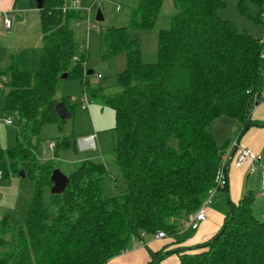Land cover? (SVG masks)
I'll use <instances>...</instances> for the list:
<instances>
[{
  "label": "trees",
  "instance_id": "obj_1",
  "mask_svg": "<svg viewBox=\"0 0 264 264\" xmlns=\"http://www.w3.org/2000/svg\"><path fill=\"white\" fill-rule=\"evenodd\" d=\"M250 1L264 16V0ZM29 2L36 8L34 0ZM163 3L139 1L132 28L154 27ZM65 5L67 0H45L39 10V70L23 71L15 60L0 70L2 87H8L4 110L19 117L17 144L0 150V170L8 178L24 169L35 182L25 224L12 229L2 219V230L16 232L17 251L0 257V264H105L131 249L144 232L174 233L177 225L170 219L201 206L229 144H217L212 122L223 116L236 119L243 123V135L264 92V39L223 19L222 0H173L175 12L170 27L160 30L156 64L142 61L139 42L128 28L109 30L106 56L127 53L118 76L121 90L113 95L101 88L89 91L115 111V161L128 193L105 197L102 185L109 170L86 160L75 164L66 190L52 194L46 208L44 188L52 187L55 167L38 161L34 137L49 123L65 122L54 99L61 76L88 77L85 55L74 60L77 44L68 25L72 9L64 10ZM239 9L245 11L244 0ZM62 103L72 117L67 101ZM69 143L68 138L58 141L60 149ZM253 200L249 192L231 203L222 229L196 252L181 255L178 264H264V221L255 216ZM169 253L152 252L148 264H161Z\"/></svg>",
  "mask_w": 264,
  "mask_h": 264
},
{
  "label": "rangeland",
  "instance_id": "obj_2",
  "mask_svg": "<svg viewBox=\"0 0 264 264\" xmlns=\"http://www.w3.org/2000/svg\"><path fill=\"white\" fill-rule=\"evenodd\" d=\"M139 1L141 0H82L75 7H68V10H76L75 14L70 12L72 10L69 11L68 25L77 44V56L85 55L83 66L86 70H93L94 73L88 75L86 80L78 76H71L59 81L54 97L55 102L60 104L67 101L73 116L66 117L63 125L60 123L45 125L40 135L34 137V141L38 143L39 147L38 161L40 163L50 162L55 169H60L66 175L73 172L75 164L78 162L87 160L103 163L109 170V174L104 178L102 185L105 197H121L128 193V185L123 177L121 167L115 161V111L101 98L92 96L93 91H89L101 88L104 89L105 93L113 95L121 90L118 84V76L126 68L127 53L124 51L106 56L108 50L107 34L113 28H128L131 36L139 42L142 61L148 64H156L160 60V30L170 27L171 17L175 12L173 0H164L162 11L154 27L132 28V11ZM222 1L224 6L219 9V15L223 19L233 22L240 31L264 39V16L260 7L250 0H244L246 9L243 12L239 9L241 0ZM29 4V0H19L15 11L21 21L7 30V33L5 32L6 34L2 37L0 70H3L1 68L3 64H10L13 57L17 65L27 70L26 72H34L40 66L43 50L40 16L39 12L36 9H31ZM67 4H69V0H67ZM99 9L104 16L102 21L96 19ZM84 82L87 83L88 90L85 89ZM7 92V86L0 88V116L11 117L14 125L6 126L0 123V150H7L16 146L17 131L19 130L17 116L12 113L7 114L4 110ZM99 92L101 93V90ZM234 120L223 116L217 118L209 127L219 146H223L226 140L231 141L230 144L232 145L239 136L243 123ZM64 138L70 140L69 147L60 149L58 141L61 142ZM86 138L89 139L90 146H85ZM52 142L56 146L54 149L50 147ZM171 144L174 148H178L177 139H172ZM221 163L222 160H220L219 166ZM223 192L221 190L218 193ZM34 193L35 182L28 175L23 178L19 172L11 173L8 178L0 179L1 258L17 251V246L13 240L16 232L13 233V230L6 229V227L5 230H2V219L7 218L8 223L13 227L12 229L20 224H25ZM43 195L44 206L49 208L51 206V188L45 187ZM217 195L212 199L213 207L219 206ZM188 217L189 214H182L172 217L170 222L178 225L179 222L187 220ZM190 234L191 231H185L181 234L183 236L181 238L188 239Z\"/></svg>",
  "mask_w": 264,
  "mask_h": 264
},
{
  "label": "crops",
  "instance_id": "obj_3",
  "mask_svg": "<svg viewBox=\"0 0 264 264\" xmlns=\"http://www.w3.org/2000/svg\"><path fill=\"white\" fill-rule=\"evenodd\" d=\"M18 3L19 0H0V12L3 13L5 11L13 16L14 25L18 21H21L15 11ZM29 5L31 9H36L39 12L37 8L32 7L31 4ZM73 11L76 12V10ZM14 59L15 58L13 57V60ZM8 65L9 63L3 64V67L1 68L5 69ZM22 70L27 71L25 69ZM38 70L34 72L32 71V73H35ZM83 108H85L84 105ZM57 109L61 110L60 114L63 120L66 117L68 118L64 111L63 103L57 104ZM14 115L17 116L19 122L18 115ZM249 118L251 125H249L243 135L238 136L236 139L240 146L250 148L261 154L262 159L260 162H248L241 167H237L233 162L234 156L230 157L226 165L227 186L219 188L211 196V202L206 208V219L199 225V227L194 230L191 228L190 220L194 214L193 213L191 216L189 215L187 220L178 223L177 229L174 233L166 232L165 236L159 237L157 236V233L144 232L141 238L136 239L134 246L131 249L109 259L105 264H148L152 259V252H170L162 259L161 264H178L181 255L184 253L196 252L194 250L196 246L209 241L222 229L230 210V204H238L249 192L254 194L253 212L255 216L264 221V99H261L260 102L253 107ZM236 122L241 123L240 121ZM88 140L89 139L86 138L85 146H90ZM230 142L231 141H229V144L226 146L225 152L229 151L231 148L232 145ZM233 150H231L230 155H232ZM221 190L224 192L218 193ZM216 194H218L217 203L219 206L213 207L212 199ZM185 231H191L188 239L181 238L183 237L181 234Z\"/></svg>",
  "mask_w": 264,
  "mask_h": 264
},
{
  "label": "built area",
  "instance_id": "obj_4",
  "mask_svg": "<svg viewBox=\"0 0 264 264\" xmlns=\"http://www.w3.org/2000/svg\"><path fill=\"white\" fill-rule=\"evenodd\" d=\"M80 1H82V0H69V5H65L64 10L68 9V7H70V6L75 7ZM13 25H14V17L5 11L3 13L0 12V44H1V40H2V37L5 34V32L7 30L11 29L13 27ZM74 60H78V56H75ZM4 80H6V79H4ZM261 97H262V99H264V92H263ZM0 123H3L6 126H13L14 125V121L11 117H1L0 116ZM54 145L55 144L53 142L50 144L51 149L54 147ZM236 147H237V151L233 157V162H234L235 166L241 167L245 163H248V162L256 163V162L261 161V159H262L261 154L255 152L254 150H252L250 148L240 146L237 139L232 143V146L229 149V151H226L224 154H222V158H221L222 163L217 170V174L215 177V184L209 190V194H208L207 199L194 212V214L192 213L193 215H192L191 220H190V225H191V228L193 230L197 229L199 227V225L206 219V208L211 202V196L219 188L227 186L226 165L228 163V160L231 157V155H230L231 150H233ZM2 178H3V173L0 170V179H2ZM157 236L163 237V236H165V233L162 231H159V232H157Z\"/></svg>",
  "mask_w": 264,
  "mask_h": 264
},
{
  "label": "water",
  "instance_id": "obj_5",
  "mask_svg": "<svg viewBox=\"0 0 264 264\" xmlns=\"http://www.w3.org/2000/svg\"><path fill=\"white\" fill-rule=\"evenodd\" d=\"M44 1L45 0H34V2L36 4V8L38 10H40L43 7ZM96 19H97V21L104 20V16H103L100 9L97 11ZM93 73H94L93 70H88V72H87L88 75L93 74ZM67 76H68V74L64 73L61 76V78L65 79V78H67ZM236 151H237V147L234 148L231 157H233L235 155ZM19 175L24 178L26 176V171L24 169H20ZM51 182H52L51 193L52 194H62L66 190L67 185L69 183V176L64 174L60 169L56 168L52 172Z\"/></svg>",
  "mask_w": 264,
  "mask_h": 264
}]
</instances>
